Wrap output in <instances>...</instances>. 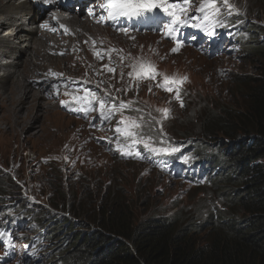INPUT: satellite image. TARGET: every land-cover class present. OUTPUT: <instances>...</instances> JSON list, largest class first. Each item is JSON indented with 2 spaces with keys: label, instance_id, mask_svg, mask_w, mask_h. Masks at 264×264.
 I'll return each mask as SVG.
<instances>
[{
  "label": "clouds",
  "instance_id": "1",
  "mask_svg": "<svg viewBox=\"0 0 264 264\" xmlns=\"http://www.w3.org/2000/svg\"><path fill=\"white\" fill-rule=\"evenodd\" d=\"M262 2L264 0H230L239 9V13L233 14H228L221 4L220 7L225 9L221 21L226 26L216 27L214 35L184 27L177 34L181 46L165 34L163 23L167 20L162 12L159 14L163 23L153 18L148 20V14L145 18L121 17L113 21L104 12V25H93L90 33L76 37L62 36L65 41L58 44L60 50L51 54L53 59L61 58L62 64L54 63L43 71L37 70L34 74L42 76L33 80L40 92L47 95L50 105H55L66 119L59 118L63 127L51 120L53 124L46 133L48 140L58 143L59 138L53 134L69 130L72 125L70 135L52 151L67 155L70 173L64 175L68 183L60 185L61 192L52 193L55 195L52 200L62 202L51 206L49 201L52 210L42 204L44 201L35 202L30 210L23 209L27 204L14 210L13 201L16 200L8 203L11 207L0 200V233H3L0 235L3 244L0 264H73L70 254L75 244L82 243L81 231L90 230L82 222H91L94 232L100 229L92 217L80 215L81 209L99 210L98 221L101 223L103 212L108 215L114 199L133 205L137 220L143 223H147L146 216L149 215L174 220L184 217L178 222L171 220L177 226L200 220L204 236L191 235L197 242L209 240L215 231L228 233L234 230L229 228L233 227V222L234 228L244 226L236 228L242 229V234L249 230L246 223L260 215L258 203L261 199L258 203L250 201L253 197L243 203L237 200L247 198L251 179L264 169V151H255L253 140L244 143L246 135L228 136L223 131L209 132L207 128L214 122V113L221 116L230 110L232 114L234 110H244L246 99L241 82L261 76L257 53L264 44ZM194 3L198 6L199 0ZM105 27H110L111 31L103 33ZM124 28L127 32L121 30ZM174 47H178L175 52L172 51ZM112 49L117 51H110ZM141 60L151 62L160 73L168 76L187 77L180 85L183 107L175 98V92L154 86L155 82L140 80L138 91L130 87L137 81L128 73L133 71L132 65H138ZM109 67L115 71L109 72ZM161 80L162 77H157V81ZM52 84L58 86L60 95L49 94ZM150 84L153 85L151 92ZM85 89L94 90L101 96L107 91L118 100L138 101L134 108L150 112L157 119L160 113L155 109L170 108L169 118L163 120V131L165 139L179 151L163 161L147 158V151L142 152L145 159L121 155L115 133L119 113L103 121L98 118V105H95L96 111L87 116L73 110L77 105L72 95L82 96ZM66 92L70 94L65 95ZM62 100L68 103L62 105ZM128 112L133 117L139 115L132 111L123 114L128 116ZM60 113L56 116L60 117ZM24 131L28 132L24 128L17 133ZM120 143L125 142L121 140ZM137 150H142V145L131 149ZM42 157L28 150L25 154L15 152L9 161L1 158L0 184L4 187L16 184L19 181L16 179L30 173L35 166L33 162ZM114 169H118V173ZM154 173H162L164 177L159 180L150 176ZM38 186L33 183L30 189ZM44 188L51 190L47 185ZM97 193L103 194L104 199H97ZM6 194L16 197L14 192ZM229 204H232L230 209L226 208ZM216 207L222 210L217 212ZM228 214L232 216L231 220L226 219ZM244 240L248 241L247 238ZM8 245L12 247L11 251L7 250Z\"/></svg>",
  "mask_w": 264,
  "mask_h": 264
},
{
  "label": "trees",
  "instance_id": "2",
  "mask_svg": "<svg viewBox=\"0 0 264 264\" xmlns=\"http://www.w3.org/2000/svg\"><path fill=\"white\" fill-rule=\"evenodd\" d=\"M261 46L257 53L261 76L241 82L245 109L234 110L233 114L230 110L221 116L214 113V122L207 128L209 132L223 131L228 136L246 135L243 142L255 141V151H264V44ZM246 196L237 202L243 203L250 197L255 198L250 199L251 202L261 199L257 202L260 215L246 223L249 230L245 227L247 230L242 234L243 230L236 228L244 226L234 228L233 222V227L229 228L234 230L228 233L215 231L209 240L198 242L191 235L204 236L200 220L177 226L171 220L178 222L184 217L174 220L149 215L146 216L147 223H143L137 220L133 205L117 199L110 203L108 215L103 212L101 223L98 221L99 210L81 209L80 215L92 217L100 229L94 232L91 222L83 221L90 230L81 231L82 243L75 244L70 257L73 264H264V169L251 179ZM52 203L58 205L54 200ZM229 205L231 208L232 204ZM226 219L231 220L232 216L228 214Z\"/></svg>",
  "mask_w": 264,
  "mask_h": 264
},
{
  "label": "snow or ice",
  "instance_id": "3",
  "mask_svg": "<svg viewBox=\"0 0 264 264\" xmlns=\"http://www.w3.org/2000/svg\"><path fill=\"white\" fill-rule=\"evenodd\" d=\"M45 3H50L51 0H43ZM223 4L228 14L239 13V9L230 3V0H199L198 6L194 0H104L103 3L96 5L99 9L106 12L108 19L118 20L119 18H144L146 14H150L154 9L159 8L165 14L164 19L167 23L161 21V17L155 16L153 19L163 23L165 34L176 39L177 46H181L182 42L177 38V34L184 27H194L203 31L206 35H214L215 29L218 26H226L222 24L221 16L224 15L225 9L221 8ZM89 15H96L95 9L89 12ZM43 26V25H42ZM64 27L63 25L61 26ZM127 32V29H121ZM65 31H67L65 29ZM93 43H95L93 41ZM178 47L172 49L177 51ZM110 51H117L112 49ZM122 52V50H119ZM100 56L99 52L95 53ZM130 55V54H129ZM102 58V57H101ZM109 59L111 57L109 56ZM123 59V57H121ZM133 71L128 73L130 78L135 77L137 83L130 87H135L138 91L139 81L147 79L150 82H155L154 86L160 87L168 92H175V98L181 100L180 85L187 80V77H178L176 75L168 76L160 73L155 65L149 61L141 60L138 65H132ZM109 72H114L115 69L107 68ZM53 76H62L63 74L50 73ZM157 77H162L161 81H157ZM39 83V81H36ZM150 84L149 92L152 90ZM51 95H60L58 86L50 85ZM48 91V89H46ZM120 91V90H117ZM127 91V89H125ZM70 93H65L69 95ZM72 100L77 105L75 111L83 112L87 116L91 111H96L95 105H98V118L103 121H108L120 114L117 126L115 127L117 150L124 156H136L140 159H145L142 152L147 151L154 155H171L179 151L173 146L170 140L165 139L166 133L163 131V120L169 118L170 108H157L156 112L160 113V118L153 117L151 113H145L143 109L134 108L133 105L138 101H123L118 98H113L111 93L105 91L104 95H98L94 90L85 89L82 96L72 95ZM62 105L68 101H60ZM171 103V101H169ZM124 111L136 112L138 116H126ZM147 117V118H146ZM122 125V126H121ZM123 140L125 143L121 144ZM142 145V150L135 152L132 148ZM188 158L185 157V160ZM3 235V233H0Z\"/></svg>",
  "mask_w": 264,
  "mask_h": 264
},
{
  "label": "bare ground",
  "instance_id": "4",
  "mask_svg": "<svg viewBox=\"0 0 264 264\" xmlns=\"http://www.w3.org/2000/svg\"><path fill=\"white\" fill-rule=\"evenodd\" d=\"M34 4L35 3H33L32 0H0V29H3V32L9 31V35L5 37L0 36V48L5 46L8 47V49L4 48L2 50L3 52L1 57L3 60L8 57L10 58L13 54L18 55V57L14 56V58L16 59L13 61L9 60L6 62V64H4L5 62L0 63V69L5 68L6 70L5 75L0 76V87H3L4 90L0 94V112H2V115H0V131L3 132L6 130L5 133H9L10 130H12L11 132H15L19 128H25L27 129V131H35L36 129L33 128L38 126L36 122L39 119L40 115L43 112H47V109L44 106H41L42 108H40V105L36 104L37 98L41 101L42 99L46 100L48 99L47 95L44 96L42 92L36 93V91L34 90V88H36V85L34 84L33 79H35L36 77H41L42 75L36 76L35 74H33L34 78H32L31 81L28 79L29 74L35 71L34 67L37 66V64H40V66L42 67H46L45 62L50 59L52 53V48L50 46L52 36L44 31V29L41 27L42 25H37L36 28L33 26L36 23L35 20L38 21V14L41 13L38 4ZM76 7L77 6H73L72 8L74 9ZM77 8L81 9L80 6H78ZM72 12L73 11H71L70 13ZM70 13L65 18L64 24H67L66 22H68L69 20L70 25L73 29L74 27H82L85 29L88 26L80 24L81 19L76 13H73V18H70ZM54 16L55 18L59 19L56 15ZM25 20L28 25H32L34 29L32 28V26L26 27ZM86 29L89 31L92 30L90 27H87ZM109 31H111L110 27H105L102 30L103 33H108ZM64 41L65 40L61 39L55 42V44H62ZM25 42L28 43L26 47H21L22 44ZM56 59L59 60L61 58ZM36 61H40L43 63H37ZM52 61L51 63L55 62ZM34 73H38V71H35ZM21 88H24L27 91L24 90L23 92V89ZM30 103L32 104V110L30 111V113H28L27 115L22 114V108H26ZM36 106L40 108V113H38L39 110H37ZM49 108H51V106ZM52 111L55 113L54 110ZM128 116H131L130 112H128ZM56 118L59 119V117ZM55 122L57 123V125H63L60 119ZM153 157L161 158V160L163 161L168 158L169 155H154L150 153L147 154V158ZM28 180L30 181L31 179L28 178ZM55 191L61 192V189H55ZM44 198L47 199L48 202H51V206H55L51 200L55 197L45 195L42 196L39 200L44 201ZM55 201L58 203V205H61L62 203L57 199H55ZM35 202L37 201H33L31 204H27V207L23 209L30 210V208L33 207ZM45 204L46 203H43V205ZM22 206V204H14V208L12 209L16 210L21 208ZM51 206H46V208L52 210ZM226 208L230 209V205H227ZM221 210L222 209L220 207H216L217 212H220ZM76 211L79 212L78 210ZM227 216L228 215H226V217ZM31 239H33V237H31Z\"/></svg>",
  "mask_w": 264,
  "mask_h": 264
},
{
  "label": "rangeland",
  "instance_id": "5",
  "mask_svg": "<svg viewBox=\"0 0 264 264\" xmlns=\"http://www.w3.org/2000/svg\"><path fill=\"white\" fill-rule=\"evenodd\" d=\"M101 2H104V0H102ZM262 3L264 4V2H262ZM25 22H26V20H25ZM35 22L37 23L36 20H35ZM30 26H32V25H28V23L26 22V27H30ZM33 26H32V28H33ZM8 33H9V31L3 32V29H0V36L5 37V36L9 35ZM15 41H16V39H15ZM27 44L28 43L25 42L22 44L21 47H23V46L26 47ZM50 45H52V43ZM4 48L8 49V47H6V46L0 48V57L2 55V52H3L2 50ZM14 56L18 57L17 54H13L10 58L8 57V58H5L3 60L1 57L0 63L5 62L4 64H6V62L9 60L10 61L15 60L16 58H14ZM50 60L55 61L54 63H56V64L57 63L59 65L62 64V61H59V60L56 61V59L54 60L53 57H50V59L47 62H45L46 67H42V66H40V64H37V66L34 67L35 71H37L39 69H41L40 71H42V69L44 70V69L48 68L49 63L54 64V63H51ZM36 62L37 63H43L40 61H36ZM182 62H184V61H182ZM190 67L192 68V66H190ZM34 72L29 74L28 79L30 81L32 78H34V76H33ZM5 73H6L5 68L0 69V76L1 75L4 76ZM193 75H194V78L197 79V76L195 74H193ZM21 89H23V92H24V90H26L24 88H21ZM34 90L36 91V93L40 92V89H38L37 86H36V88H34ZM3 91H4L3 87H0V94ZM144 98L146 99L145 96H144ZM31 100H32V98H31ZM47 101H48L47 99L46 100L42 99V101H41L40 99L38 100V98H37L36 104L40 105V108H42L41 106H44L47 109V112H43L40 115L39 119L37 120L36 123L38 124V126L33 128V129L37 130V131L35 130L36 132L35 131H28V132L24 131L22 133H17L20 130V128L15 132H11L12 130H10L9 133H5L6 130L3 131L4 133L2 131H0L1 132V135H0V160L2 158L5 161H9V160H11V158L13 157V154L15 152H20V153L25 154L28 150L34 151L39 156L43 155L42 158L36 159L33 162V164L35 166L30 173L26 174V176H24L23 178L16 179V180H19L16 184L15 183L10 184L8 187H4L3 185L0 184V200L6 204L12 202L13 200H16V201H13L14 202L13 205L14 204H16V205H18V204H22V205L29 204L31 199H33V201H40L39 199L42 196L55 193L56 192L55 189H61L60 185H62L63 183L65 185H67V183H68L67 176L64 175V173H67V174L70 173V171L68 170V166L66 165V162H67L66 156L67 155L61 151L56 150L55 153L54 152L52 153V151L55 150L56 148H58L60 146L61 142L70 135V129L72 128V125H70L69 130L65 129L61 133H56V134L54 133L53 134V136L59 138L60 141L58 143L54 144V143L50 142L48 140L46 133H47L48 129L50 130L51 124H53V123H51V120L54 122L57 121L58 119L56 118L57 117L56 114H58L60 112H58L55 105H50V103ZM30 104L28 106L26 105L27 106L26 108H22V110H21L22 114L27 115L28 113H30V111L32 110V104L31 105ZM48 106L49 107L51 106V108H49ZM40 108L37 107V110H39ZM52 110H54L55 113ZM40 111L41 110H39L38 113H40ZM0 115H2V112H0ZM24 118H28V117H24ZM59 118H61L63 121H66L65 116L62 115L61 113H60ZM57 126L63 127L64 125H57ZM12 136H15V137L11 138ZM17 145H19V147H17ZM46 153H47V155H44ZM1 166H2V164L0 163V167ZM113 171L118 173V169H114ZM150 176L156 177L159 180H162V178L164 177V175L162 173H154V174H150ZM27 177L30 178L31 180L29 181ZM33 183H38L39 186L37 188L31 190L30 186ZM45 185H47L48 188H51V190H46L44 188ZM97 190H99V189H97ZM7 192H14L16 194L15 195L16 197L12 198V197H9V195H7V194L5 195V193H7ZM37 195H40V196H37ZM49 196L55 197L54 194L49 195ZM96 198L99 200H102V199H104V195L97 193ZM43 200L46 203L45 205L47 207H50L48 200L45 198ZM158 202H159V200H158ZM7 205H9V204H7ZM1 244H2V241H0V247H1Z\"/></svg>",
  "mask_w": 264,
  "mask_h": 264
},
{
  "label": "water",
  "instance_id": "6",
  "mask_svg": "<svg viewBox=\"0 0 264 264\" xmlns=\"http://www.w3.org/2000/svg\"><path fill=\"white\" fill-rule=\"evenodd\" d=\"M44 16V18H47V16H45V15H43Z\"/></svg>",
  "mask_w": 264,
  "mask_h": 264
}]
</instances>
